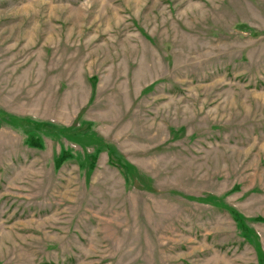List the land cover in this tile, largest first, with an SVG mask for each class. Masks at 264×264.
Returning <instances> with one entry per match:
<instances>
[{"label": "rangeland", "instance_id": "374dc122", "mask_svg": "<svg viewBox=\"0 0 264 264\" xmlns=\"http://www.w3.org/2000/svg\"><path fill=\"white\" fill-rule=\"evenodd\" d=\"M0 264H264V0H0Z\"/></svg>", "mask_w": 264, "mask_h": 264}, {"label": "trees", "instance_id": "16d2710c", "mask_svg": "<svg viewBox=\"0 0 264 264\" xmlns=\"http://www.w3.org/2000/svg\"><path fill=\"white\" fill-rule=\"evenodd\" d=\"M33 144H37L38 142H32ZM66 158V156H62V157H60L58 160H57V162H63V160ZM111 161V160H110ZM111 163H114L113 161H111Z\"/></svg>", "mask_w": 264, "mask_h": 264}]
</instances>
